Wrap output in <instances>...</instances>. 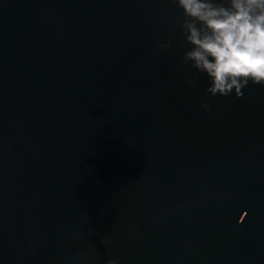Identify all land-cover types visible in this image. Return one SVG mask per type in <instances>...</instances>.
Masks as SVG:
<instances>
[{
    "label": "water",
    "instance_id": "95a60500",
    "mask_svg": "<svg viewBox=\"0 0 264 264\" xmlns=\"http://www.w3.org/2000/svg\"><path fill=\"white\" fill-rule=\"evenodd\" d=\"M181 14L0 0V264H264V87H189Z\"/></svg>",
    "mask_w": 264,
    "mask_h": 264
},
{
    "label": "clouds",
    "instance_id": "9594fccd",
    "mask_svg": "<svg viewBox=\"0 0 264 264\" xmlns=\"http://www.w3.org/2000/svg\"><path fill=\"white\" fill-rule=\"evenodd\" d=\"M181 15L176 17L186 50L181 65L203 75L210 97L239 99L250 85L264 87V0H171ZM167 51L171 41H159ZM207 113V102L200 105ZM219 118V116H217ZM246 213V212H245ZM247 215V213H246ZM107 264H118L109 258Z\"/></svg>",
    "mask_w": 264,
    "mask_h": 264
}]
</instances>
